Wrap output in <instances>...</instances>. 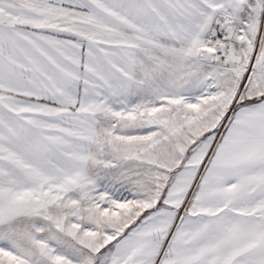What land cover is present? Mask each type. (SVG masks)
I'll return each instance as SVG.
<instances>
[{"label": "snow or ice", "instance_id": "6c2138e0", "mask_svg": "<svg viewBox=\"0 0 264 264\" xmlns=\"http://www.w3.org/2000/svg\"><path fill=\"white\" fill-rule=\"evenodd\" d=\"M0 264H264V0H0Z\"/></svg>", "mask_w": 264, "mask_h": 264}]
</instances>
